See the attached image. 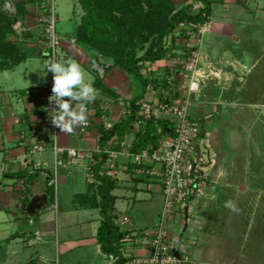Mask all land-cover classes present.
Wrapping results in <instances>:
<instances>
[{
  "label": "rangeland",
  "instance_id": "obj_1",
  "mask_svg": "<svg viewBox=\"0 0 264 264\" xmlns=\"http://www.w3.org/2000/svg\"><path fill=\"white\" fill-rule=\"evenodd\" d=\"M53 3L56 32L62 38H68L74 33L72 15L82 12V9L77 0H53ZM262 7L264 0H247V5L231 4L216 8L213 14L214 23L228 21L234 26L233 37L217 31H208L204 36L195 32L188 35L186 32L190 30L175 32L166 38V56L160 64L154 65L155 71L148 69L151 68L149 63H145L141 70L143 77L151 76L149 92L156 93L158 97L170 95L178 98L179 91L184 90L182 85L184 80L182 83L179 82L180 73L185 72L182 64L188 60V53L197 49L196 45L190 47L187 45L198 40L201 42L202 55L217 63L218 68L222 69L221 71L210 67L207 69L205 58L204 61L201 59L200 66L204 76L200 81L190 114L201 125V130L208 134L203 140V144H207L203 156L207 158L208 155L210 160L211 167L206 170L209 180L194 202L189 204V220H184L183 224L181 222L179 225V216L175 215L170 225L173 237L182 242L183 247L190 252V257L196 261L206 259L222 264H264ZM27 19L25 25L29 27L31 20L28 22ZM234 38L238 40L235 41ZM18 41L22 51L27 46L30 48L34 46L32 42H27L28 40ZM26 56L27 60L29 56ZM47 60L43 56L27 60L25 63L22 62L13 74L6 72L0 78L10 84L17 82L19 85L31 80L35 87L39 86L41 82L51 80L49 72L45 75L43 72L35 71L36 66L43 65ZM233 60L238 64H234ZM122 76L126 81L120 92L124 98L123 102H126L139 95L140 88L132 76L124 74ZM187 82L185 80V83ZM30 92H33L32 89ZM114 94V97H106L108 100L120 97V94ZM134 128L137 127L133 125ZM137 130L138 128L135 132ZM149 193L139 191L135 194L121 188L115 190L114 194L119 196L117 215L122 217L126 211V217L135 229L147 228L150 231L158 223L162 198L160 195ZM213 195H217L214 200L211 199ZM207 203L211 204L210 208L206 206ZM229 204L231 207L227 206ZM23 215L26 216L25 213ZM4 218L9 216L4 214ZM0 228L5 232L12 227L8 222L1 224ZM191 241H195L197 245H190ZM25 243L22 238L15 241L13 247L19 252L17 256H14L6 245H0V264H39V261L36 262L35 252L38 250L37 247L40 249L38 253H42V247L37 246L41 243L32 247L25 246ZM204 246H209V249H205ZM90 259L91 261L86 264H101L98 259ZM26 260L31 262L25 263Z\"/></svg>",
  "mask_w": 264,
  "mask_h": 264
},
{
  "label": "crops",
  "instance_id": "obj_2",
  "mask_svg": "<svg viewBox=\"0 0 264 264\" xmlns=\"http://www.w3.org/2000/svg\"><path fill=\"white\" fill-rule=\"evenodd\" d=\"M173 1L178 8L192 5V0ZM210 1L212 2V13L205 23L206 32L217 31L233 37L234 26L228 21L214 23L213 14L216 8H221L224 5H247V0ZM11 2L13 4L12 0ZM261 9L264 11V7ZM27 10L28 19H26L28 22L31 20L29 22L30 32L26 33L29 36L27 42H32L34 46L32 48L27 46L23 53L29 56L27 60H31L40 58L42 55L40 54L41 50L38 49L39 28L35 22L36 6L29 4ZM81 16L82 12L72 15L73 34H70L68 38H62L60 35L62 39L61 58L76 60L105 88L112 93L120 94L117 99L109 98L108 100V97L99 93L96 101L100 102V114H95L94 103L88 106V111L93 113V116L90 121L91 125L86 130L82 131L81 126H79L74 133L68 134L62 132L57 126L55 129L47 126L48 115L42 108L43 95L38 91L47 82L43 81L35 87L31 80L19 85L17 82L10 84L0 78V225L9 222V226L12 227L5 232L3 228H0V245H6L12 254L17 256L19 252L13 247L16 240L22 238L27 247L41 243L37 246L42 247V253H38L40 249L37 247L38 250L35 252L38 259L36 262L39 261V264H55V261L58 264H86V262L91 261L90 258L98 259L101 264H112L113 262L100 250L96 233L101 217L99 210L88 206L87 200L93 192L91 185L95 181L91 178L90 166L94 162V151L97 148L99 136L98 129L101 126L115 124L116 118L122 113L118 103L124 100L120 91L125 87L126 80L119 71L109 69L108 66L102 64L101 59L103 57L98 60L101 63L99 66L95 59V53L78 45L75 30ZM237 40L235 39V41ZM199 55L203 61L205 58L208 63V65L206 63L207 69L210 67L217 71L222 70L218 68L217 63L202 55L200 47ZM27 60L25 59L24 63ZM160 63L161 61L151 64L152 71H155L154 65ZM233 63L238 64L236 60H233ZM20 65L21 63L12 70L1 71L0 76L6 72L13 74ZM31 89L33 92L26 95L25 92ZM105 104L111 105V108L107 109ZM54 139L57 140L61 148L80 152V157L76 158H70L66 153L61 156L63 163L57 168L55 190L53 186L48 185L54 165L52 151ZM125 141L131 144L132 137L126 136ZM114 180L117 182L115 190L121 188L130 190L135 194L139 191H146V193L150 192V195L161 196L155 183L150 180L135 182L133 181L134 177L129 172L119 174V180ZM114 191L112 194L116 197L114 203L116 210L119 196L115 195ZM43 196L45 197V206L39 210L40 213L37 211L36 217L27 214L24 202L28 200V204L32 198H42ZM216 197L217 195H213L211 199L214 200ZM124 198L126 197L124 196ZM206 206L210 208L211 204L207 203ZM24 213L26 216L23 215ZM189 213L190 207L187 209V218ZM4 214L9 218H4ZM123 214L122 217L117 215V223L121 230L127 232L128 235L121 243V252L127 258L126 264H130L149 254V239L145 235L149 230L147 228L135 229L126 217L127 212L124 211ZM29 220H33V223L30 224ZM180 224L181 216L179 215ZM192 242L195 246L197 245L195 241ZM204 248L208 250L209 246H204ZM27 261L31 262V260H26L25 263ZM199 261L214 263L206 259Z\"/></svg>",
  "mask_w": 264,
  "mask_h": 264
},
{
  "label": "built area",
  "instance_id": "obj_3",
  "mask_svg": "<svg viewBox=\"0 0 264 264\" xmlns=\"http://www.w3.org/2000/svg\"><path fill=\"white\" fill-rule=\"evenodd\" d=\"M39 2V5L36 6L37 15L35 17L36 26L39 28L38 49L41 50V55L47 59L61 58L62 39L55 29L56 14L53 0H39ZM5 9L9 15L15 14V7L11 1L5 3ZM191 9L193 12H197L203 9V5L192 0ZM14 30L18 34L28 33L30 27L25 25V21L15 19ZM185 30H190L186 32L188 35L195 32L203 36L207 28L205 23L201 25L183 22L178 25L176 32H184ZM193 45H196L197 49L188 53V60L182 64V69L185 72L184 74L183 71L180 73L179 82L182 83L184 80V84H182L184 90L179 91V97L174 96L173 98L170 95L158 97L156 93L149 92L150 89L147 87L143 98L136 103L138 118L144 121L155 119L169 122V134L164 136L155 148L139 153L130 150L131 144L129 142L125 140L118 142L115 139L111 140L106 148L99 149L97 147L94 151V155L106 156V162L99 172L100 176L105 175L111 179L119 180V174L129 172V167L132 166V176L146 177L157 185L162 196L158 223L145 234L149 239V254L130 264H214L192 259L190 252L183 247L178 238L173 237L170 230L175 215L181 216L182 224L184 220H188L187 209L189 204L206 186L208 181L206 170L211 167L208 155L207 158L203 156V151L207 148V144H203V140L208 134L201 130V125L190 114L200 87V81L204 76V71L200 66L201 56L198 52L201 42L198 40L194 44L190 43L187 47ZM94 65L96 66V64ZM148 69L152 70L151 68ZM49 75L51 80L43 84L38 91L43 95L42 108L48 115L47 126L55 129L56 126L51 122L53 113L50 112L55 108V105L49 99L53 94V74L49 72ZM144 77L146 79L151 78L148 75ZM185 80L188 82L185 83ZM29 93L31 92H25L26 95ZM64 99L68 98L65 97ZM131 99L118 103L122 113L117 117L118 119L116 118V122L130 115L129 102ZM105 107L109 109L111 105L105 104ZM92 116L93 113L88 111V120L86 125L81 126L82 131L91 125ZM112 125H106L105 129H109ZM134 125L138 128V123ZM136 129L133 130L136 131ZM203 145L204 149H202ZM52 151L54 165L48 185L53 186L55 190L57 168L63 163L61 156L66 153L68 157L76 158L80 157V152L61 148L56 139L52 142ZM91 176L94 179L92 173ZM29 223L32 224L33 220H29ZM190 245L193 246L194 242L191 241ZM55 264L58 262L55 261Z\"/></svg>",
  "mask_w": 264,
  "mask_h": 264
},
{
  "label": "trees",
  "instance_id": "obj_4",
  "mask_svg": "<svg viewBox=\"0 0 264 264\" xmlns=\"http://www.w3.org/2000/svg\"><path fill=\"white\" fill-rule=\"evenodd\" d=\"M12 1L15 6L13 16L4 9L7 0H0V72L12 70L25 61L27 56L20 49L18 40H27L29 36L26 33L18 34L13 29L14 20L25 21L28 15L27 6L29 4L38 6L40 3L39 0ZM77 1L82 9V16L75 30L78 45L93 51L99 65H101L99 58H112L114 64L108 68L132 76L140 88V94L129 102L130 115L109 129H105L104 126L98 129L97 147L104 149L113 139L121 142L126 140V136H131L132 152L139 153L155 148L158 142L169 134L170 123L155 119L144 121L138 118L136 103L143 98L144 91L152 80L143 77L141 70L145 63L153 64L165 58V40L176 32L178 24L206 23L212 13V2L194 0L202 3L203 9L193 12L190 5L178 8L173 0ZM95 86L102 95L115 96L100 81L95 80ZM99 106L100 102L95 101L96 115L100 114ZM135 123H138L137 132L133 131ZM105 162L106 156L94 155L90 171L95 181L91 185L93 192L88 196V206L99 210L101 217L96 233L101 252L113 260L112 264H126L127 258L121 252V243L128 233L122 231L117 223L118 216L114 207L116 197L112 194L117 188V182L108 176L99 175ZM132 168L129 167L130 174ZM133 181L140 183L148 179L134 177ZM27 202L28 200L24 202L25 206Z\"/></svg>",
  "mask_w": 264,
  "mask_h": 264
},
{
  "label": "clouds",
  "instance_id": "obj_5",
  "mask_svg": "<svg viewBox=\"0 0 264 264\" xmlns=\"http://www.w3.org/2000/svg\"><path fill=\"white\" fill-rule=\"evenodd\" d=\"M46 70V71H45ZM35 71L53 74L52 96L49 98L55 108L51 122L62 132L72 134L88 120V106L94 103L100 90L95 87V77L87 72L74 59H48L43 65L35 67ZM67 97L68 99H64ZM231 207V205H227Z\"/></svg>",
  "mask_w": 264,
  "mask_h": 264
},
{
  "label": "water",
  "instance_id": "obj_6",
  "mask_svg": "<svg viewBox=\"0 0 264 264\" xmlns=\"http://www.w3.org/2000/svg\"><path fill=\"white\" fill-rule=\"evenodd\" d=\"M101 63L106 65V66H109V65H113L114 61L112 58L103 57L101 59ZM44 199H45L44 196L42 198H32L29 201V203L25 206L26 213L31 215V216H34L37 211H39L40 209H42L45 206Z\"/></svg>",
  "mask_w": 264,
  "mask_h": 264
},
{
  "label": "bare ground",
  "instance_id": "obj_7",
  "mask_svg": "<svg viewBox=\"0 0 264 264\" xmlns=\"http://www.w3.org/2000/svg\"><path fill=\"white\" fill-rule=\"evenodd\" d=\"M205 33H206V32H205ZM205 33H204V34H205Z\"/></svg>",
  "mask_w": 264,
  "mask_h": 264
}]
</instances>
